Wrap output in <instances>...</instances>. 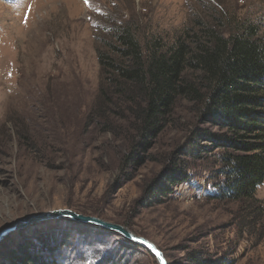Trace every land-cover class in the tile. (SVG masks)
<instances>
[{"label":"rangeland","instance_id":"374dc122","mask_svg":"<svg viewBox=\"0 0 264 264\" xmlns=\"http://www.w3.org/2000/svg\"><path fill=\"white\" fill-rule=\"evenodd\" d=\"M196 22L223 30L251 24L264 37V0H0V231L26 216L69 209L151 241L167 264H188L192 253L264 264V211L252 216L238 202L210 198L222 180L219 150L194 130L219 131L202 124L190 102L178 100L143 147L131 144L124 122L117 134L85 127L98 91L97 51L112 42L114 27L130 23L172 44ZM194 141L211 147L189 160V182H165V195L154 194L158 205L139 206ZM255 198L264 208V182ZM27 251L51 264H157L119 235L66 219L6 235L0 264H28Z\"/></svg>","mask_w":264,"mask_h":264},{"label":"trees","instance_id":"16d2710c","mask_svg":"<svg viewBox=\"0 0 264 264\" xmlns=\"http://www.w3.org/2000/svg\"><path fill=\"white\" fill-rule=\"evenodd\" d=\"M111 31L112 42L97 51L98 91L85 127L102 126L117 134L124 122L131 144L143 147L162 132L176 102L186 100L197 109L202 124L219 131L194 130V137L219 150L222 180L210 198L238 202L252 216L262 214L255 192L264 182V37L253 25L237 22L232 30L196 22L172 44L158 35L146 38L130 23ZM210 147L196 141L181 147L184 159L172 164L158 184L146 188L147 199L136 203L158 205L154 194L165 195V182L170 188L188 183L189 160L202 159V151ZM130 160L139 158L131 152ZM24 256L28 264H51L34 252ZM186 261L224 263L222 258L209 260L194 253Z\"/></svg>","mask_w":264,"mask_h":264},{"label":"water","instance_id":"95a60500","mask_svg":"<svg viewBox=\"0 0 264 264\" xmlns=\"http://www.w3.org/2000/svg\"><path fill=\"white\" fill-rule=\"evenodd\" d=\"M55 219H66L72 222H76L84 225H91L100 229L107 230L113 234L119 235L121 238H123L130 244L147 250L148 253L155 258L157 264H167L163 253L151 241L143 237H140L138 235H135L134 233H132L131 231H129L128 229H126L121 225L107 222L92 216H85L82 214H78L69 209H58V210H52L35 215L26 216L20 221L12 223L6 226L5 228H3L0 231V241L6 235L16 230L17 228L26 226L34 222H43V221L55 220Z\"/></svg>","mask_w":264,"mask_h":264},{"label":"snow or ice","instance_id":"6c2138e0","mask_svg":"<svg viewBox=\"0 0 264 264\" xmlns=\"http://www.w3.org/2000/svg\"><path fill=\"white\" fill-rule=\"evenodd\" d=\"M85 2H87V0H85Z\"/></svg>","mask_w":264,"mask_h":264}]
</instances>
